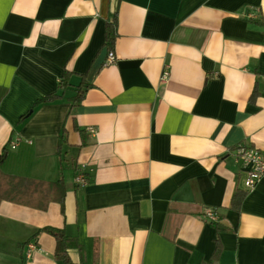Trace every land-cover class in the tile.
I'll return each mask as SVG.
<instances>
[{
	"label": "crops",
	"instance_id": "0c3cea01",
	"mask_svg": "<svg viewBox=\"0 0 264 264\" xmlns=\"http://www.w3.org/2000/svg\"><path fill=\"white\" fill-rule=\"evenodd\" d=\"M256 20L264 0H0V169L66 185L63 212L0 204V264H63L43 228L72 239V264H264V177L246 189L235 155L240 145L264 155ZM64 70L74 74L64 98L29 113ZM81 76L91 87L72 107ZM238 189L247 197L235 213Z\"/></svg>",
	"mask_w": 264,
	"mask_h": 264
},
{
	"label": "trees",
	"instance_id": "16d2710c",
	"mask_svg": "<svg viewBox=\"0 0 264 264\" xmlns=\"http://www.w3.org/2000/svg\"><path fill=\"white\" fill-rule=\"evenodd\" d=\"M255 24L264 26V20H256ZM118 37L117 32V17L114 16L111 21L106 25V42L105 45L109 50H113L116 39ZM74 76L73 73L64 70L63 75L58 83L57 92L37 100L29 113H32L38 106L45 103H52L64 98L65 93L71 87V79ZM90 84L87 83L84 76H81L80 84L77 86L75 93L76 95L71 99L72 107H79L86 95V91L90 88ZM257 95L256 89H254L250 101H254ZM29 115V114H27ZM27 115L22 117L20 122L27 118ZM77 129V127H76ZM66 144L65 133H63L58 139V151L57 154L60 156V163L62 162V147ZM4 155L0 154V168ZM66 195V185L62 179L50 183L42 180H26L19 177L10 176L4 174L0 169V204L3 201L15 203L21 206L33 208L36 210L44 211L48 205L53 202L60 206L63 212L64 198ZM247 197V191L238 189L231 199L229 210L235 213H240L242 204ZM215 220H209L216 230L225 231L219 225V216L216 211L213 210ZM42 231L50 233L55 242L54 257L61 261L63 264H72L68 255L69 244L72 241L63 231V229L54 228H43ZM221 251V248L217 246V249L209 263L214 262Z\"/></svg>",
	"mask_w": 264,
	"mask_h": 264
},
{
	"label": "built area",
	"instance_id": "2783aa9c",
	"mask_svg": "<svg viewBox=\"0 0 264 264\" xmlns=\"http://www.w3.org/2000/svg\"><path fill=\"white\" fill-rule=\"evenodd\" d=\"M117 56L113 51H109L105 65H110L116 62ZM170 73L168 71L162 74V80H166ZM91 134H95L94 128H89ZM236 162L240 165L244 173V187L252 190L256 187L258 182L264 177V155L256 148L240 145L235 150ZM75 183L80 186H85L88 183V176L85 171V166L81 165L76 169ZM206 216L209 220L214 221L215 215L213 210H207ZM39 251L34 242H29L26 249V258H33Z\"/></svg>",
	"mask_w": 264,
	"mask_h": 264
}]
</instances>
